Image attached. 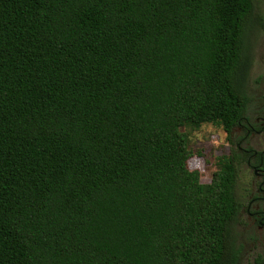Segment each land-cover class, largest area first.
I'll list each match as a JSON object with an SVG mask.
<instances>
[{
  "label": "trees",
  "instance_id": "16d2710c",
  "mask_svg": "<svg viewBox=\"0 0 264 264\" xmlns=\"http://www.w3.org/2000/svg\"><path fill=\"white\" fill-rule=\"evenodd\" d=\"M255 14L0 0V264H237V168L204 184L182 130L244 117Z\"/></svg>",
  "mask_w": 264,
  "mask_h": 264
},
{
  "label": "flooded vegetation",
  "instance_id": "af4514ba",
  "mask_svg": "<svg viewBox=\"0 0 264 264\" xmlns=\"http://www.w3.org/2000/svg\"><path fill=\"white\" fill-rule=\"evenodd\" d=\"M252 32V31H251ZM251 41L248 35V43ZM249 56L251 47H248ZM252 105V106H251ZM231 161L237 168L236 198L239 214L233 224L241 226L250 251L257 252L253 264H264V86L249 101L242 120L229 133ZM237 264L241 251L236 246Z\"/></svg>",
  "mask_w": 264,
  "mask_h": 264
},
{
  "label": "rangeland",
  "instance_id": "374dc122",
  "mask_svg": "<svg viewBox=\"0 0 264 264\" xmlns=\"http://www.w3.org/2000/svg\"><path fill=\"white\" fill-rule=\"evenodd\" d=\"M249 34L251 65L245 87L252 101L264 86V0H256V14ZM182 131L188 136L189 149L194 155L189 160L190 169L199 168L202 172V182L210 183L213 173L217 170V159L231 156L229 134L221 127L213 125H204L197 130L187 127ZM198 153H201L202 157H197ZM234 238L236 246L241 251L240 264H253L252 259L256 257L258 251L253 253L250 251L251 247L247 245V239L238 223L234 227Z\"/></svg>",
  "mask_w": 264,
  "mask_h": 264
}]
</instances>
